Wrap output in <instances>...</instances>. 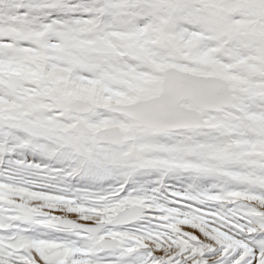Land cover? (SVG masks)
<instances>
[{
	"label": "snow or ice",
	"instance_id": "snow-or-ice-1",
	"mask_svg": "<svg viewBox=\"0 0 264 264\" xmlns=\"http://www.w3.org/2000/svg\"><path fill=\"white\" fill-rule=\"evenodd\" d=\"M0 264H264V0H0Z\"/></svg>",
	"mask_w": 264,
	"mask_h": 264
}]
</instances>
